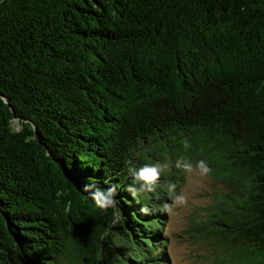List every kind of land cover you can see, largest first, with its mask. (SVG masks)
<instances>
[{"label":"trees","instance_id":"1","mask_svg":"<svg viewBox=\"0 0 264 264\" xmlns=\"http://www.w3.org/2000/svg\"><path fill=\"white\" fill-rule=\"evenodd\" d=\"M180 157L227 187L218 262L264 264V0H0V264H169L166 189L126 188Z\"/></svg>","mask_w":264,"mask_h":264},{"label":"rangeland","instance_id":"2","mask_svg":"<svg viewBox=\"0 0 264 264\" xmlns=\"http://www.w3.org/2000/svg\"><path fill=\"white\" fill-rule=\"evenodd\" d=\"M182 173L183 182L176 194H182L185 200L174 206L172 212H166L163 225L169 264H222L218 262L222 247L210 231L215 227L210 221L217 219L227 187L209 172ZM112 238L125 253L121 237L114 234Z\"/></svg>","mask_w":264,"mask_h":264},{"label":"clouds","instance_id":"3","mask_svg":"<svg viewBox=\"0 0 264 264\" xmlns=\"http://www.w3.org/2000/svg\"><path fill=\"white\" fill-rule=\"evenodd\" d=\"M191 145L185 140L183 142V148L185 151L190 149ZM175 167L184 171L185 173L198 172L200 174H207L210 168L207 162L203 159L197 160L193 163L190 159L180 157L172 165L169 162H152L145 163L143 166L137 168H129L128 172L131 175L132 183L126 188L133 198L142 194L155 193L158 187L166 189L169 201L161 205V208L166 212H172L174 206L184 202L185 197L182 194H176V185L173 182H166L164 185L160 184L162 173L169 171L171 167ZM85 192L90 193V198L94 204L102 209L107 210L117 206L116 187L110 186L108 188H100L95 181H91L84 186ZM142 214H149L150 209L147 206L141 208Z\"/></svg>","mask_w":264,"mask_h":264}]
</instances>
